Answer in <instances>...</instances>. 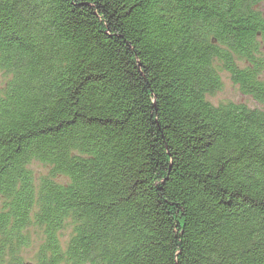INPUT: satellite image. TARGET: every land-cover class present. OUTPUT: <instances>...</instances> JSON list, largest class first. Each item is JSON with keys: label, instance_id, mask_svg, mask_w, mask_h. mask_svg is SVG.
<instances>
[{"label": "trees", "instance_id": "1", "mask_svg": "<svg viewBox=\"0 0 264 264\" xmlns=\"http://www.w3.org/2000/svg\"><path fill=\"white\" fill-rule=\"evenodd\" d=\"M263 5L0 0V261L264 264Z\"/></svg>", "mask_w": 264, "mask_h": 264}, {"label": "rangeland", "instance_id": "2", "mask_svg": "<svg viewBox=\"0 0 264 264\" xmlns=\"http://www.w3.org/2000/svg\"><path fill=\"white\" fill-rule=\"evenodd\" d=\"M264 8V5H263ZM224 85L222 89L216 93L213 97L209 98V100L217 104L218 102L231 100L234 102L244 101L247 105L250 107H259L260 105L256 104L254 101H252L249 97L242 96L236 87L231 84V82L223 76ZM2 83V78L0 76V84ZM264 109V107H262ZM47 167L42 164H35L33 167V173L34 178L38 179L41 175L47 174ZM36 227H32L29 230L30 234V244L29 246L22 250L21 256H24V262L27 263V261L36 254V251L38 250V247L41 244V240H43L41 231L39 229H35ZM72 226L68 223L64 226V228L60 231V241L61 243H65V241L68 239L69 234L72 232ZM0 264H8L5 260H1Z\"/></svg>", "mask_w": 264, "mask_h": 264}]
</instances>
